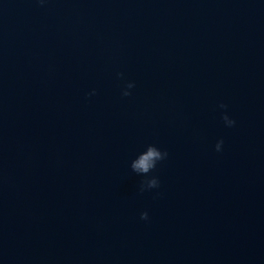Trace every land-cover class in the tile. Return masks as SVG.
<instances>
[{"label":"water","instance_id":"95a60500","mask_svg":"<svg viewBox=\"0 0 264 264\" xmlns=\"http://www.w3.org/2000/svg\"><path fill=\"white\" fill-rule=\"evenodd\" d=\"M0 264H264V0H0Z\"/></svg>","mask_w":264,"mask_h":264},{"label":"clouds","instance_id":"9594fccd","mask_svg":"<svg viewBox=\"0 0 264 264\" xmlns=\"http://www.w3.org/2000/svg\"><path fill=\"white\" fill-rule=\"evenodd\" d=\"M118 75L123 76V73H119ZM135 86L134 82H128L126 88L123 91L124 96L131 95L129 89ZM95 90H93L94 92ZM93 93H89L91 95ZM221 108H226L227 105L221 104ZM223 119L228 126L235 125L236 121L229 117V115L225 112L223 115ZM224 141L221 139L216 144V150L221 151ZM168 153L166 151H162L156 145L151 144L148 145L146 151H144L138 159H136L132 164V169L138 173L142 174L146 177L141 186V191L146 189H152L159 187V178L156 176H152L150 178L147 177V174L150 173L153 169L156 168L157 163L167 157ZM149 218V214L147 211L141 213V219L147 220Z\"/></svg>","mask_w":264,"mask_h":264}]
</instances>
